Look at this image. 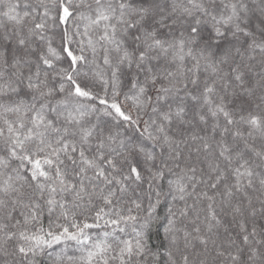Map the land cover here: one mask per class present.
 I'll return each instance as SVG.
<instances>
[{
    "label": "snow or ice",
    "instance_id": "obj_1",
    "mask_svg": "<svg viewBox=\"0 0 264 264\" xmlns=\"http://www.w3.org/2000/svg\"><path fill=\"white\" fill-rule=\"evenodd\" d=\"M0 264H264V0H0Z\"/></svg>",
    "mask_w": 264,
    "mask_h": 264
}]
</instances>
